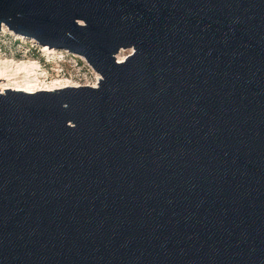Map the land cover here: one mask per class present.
Listing matches in <instances>:
<instances>
[{"label": "water", "instance_id": "obj_1", "mask_svg": "<svg viewBox=\"0 0 264 264\" xmlns=\"http://www.w3.org/2000/svg\"><path fill=\"white\" fill-rule=\"evenodd\" d=\"M1 25L99 78L0 92V264H264V0H0Z\"/></svg>", "mask_w": 264, "mask_h": 264}, {"label": "rangeland", "instance_id": "obj_2", "mask_svg": "<svg viewBox=\"0 0 264 264\" xmlns=\"http://www.w3.org/2000/svg\"><path fill=\"white\" fill-rule=\"evenodd\" d=\"M131 51L132 49H120V52L115 55L116 61H118L117 56L126 57ZM22 64L25 69L17 71L18 66ZM34 78L43 82L44 85L48 83V85L63 88L97 85L99 74L80 54L63 47L42 45L34 37L18 34L1 25L0 92L3 93V89L8 88L16 90L12 88L16 82L22 84L24 81L35 80Z\"/></svg>", "mask_w": 264, "mask_h": 264}, {"label": "bare ground", "instance_id": "obj_3", "mask_svg": "<svg viewBox=\"0 0 264 264\" xmlns=\"http://www.w3.org/2000/svg\"><path fill=\"white\" fill-rule=\"evenodd\" d=\"M124 58H125V56H117L118 61H122ZM24 67L25 66L23 64L19 65L17 71H21L22 69H25ZM31 67H30V69H31ZM26 69H27V67H26ZM28 72H29V70H28ZM42 83L36 78L35 80L24 81L22 84H20V82H16L12 86V88L16 89V90H21V91H24V92L26 91V92H29V93H32V92H35V91H38V90H47L48 91V90H53V89H57L58 88V87H54L52 85H48V83H47V85H44ZM64 86H66V85H64ZM92 86H96V84H92Z\"/></svg>", "mask_w": 264, "mask_h": 264}]
</instances>
